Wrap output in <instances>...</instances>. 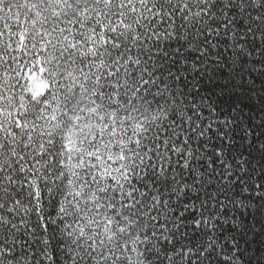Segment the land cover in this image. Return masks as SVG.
Instances as JSON below:
<instances>
[{
  "label": "snow or ice",
  "instance_id": "snow-or-ice-1",
  "mask_svg": "<svg viewBox=\"0 0 264 264\" xmlns=\"http://www.w3.org/2000/svg\"><path fill=\"white\" fill-rule=\"evenodd\" d=\"M0 264H264V0H0Z\"/></svg>",
  "mask_w": 264,
  "mask_h": 264
}]
</instances>
